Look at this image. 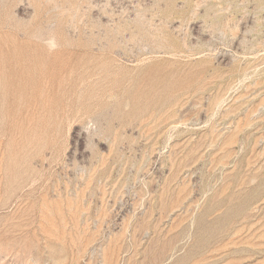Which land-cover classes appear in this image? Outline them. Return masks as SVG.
Wrapping results in <instances>:
<instances>
[{
	"label": "rangeland",
	"instance_id": "rangeland-1",
	"mask_svg": "<svg viewBox=\"0 0 264 264\" xmlns=\"http://www.w3.org/2000/svg\"><path fill=\"white\" fill-rule=\"evenodd\" d=\"M0 264H264V0H0Z\"/></svg>",
	"mask_w": 264,
	"mask_h": 264
}]
</instances>
